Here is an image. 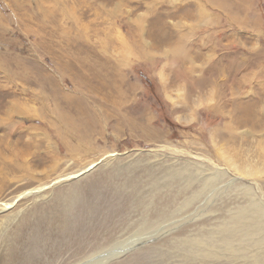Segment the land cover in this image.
I'll use <instances>...</instances> for the list:
<instances>
[{"label":"rangeland","instance_id":"374dc122","mask_svg":"<svg viewBox=\"0 0 264 264\" xmlns=\"http://www.w3.org/2000/svg\"><path fill=\"white\" fill-rule=\"evenodd\" d=\"M212 2L0 0V209L4 206L0 210V264L9 256L32 264H76L81 253L73 257L77 248L67 250L66 246H75L77 237L70 239L64 235L57 221L61 218L75 227L87 224L88 230H98L106 238L101 245L103 249L98 248L88 264L258 263L253 256L264 251V238H259L258 233L249 237L236 231L249 226L256 211L264 218V158L257 153L264 150V132L246 139L249 129L235 127L233 107L241 99L244 106L247 100L255 110L264 106L261 103L264 101V0H216V5ZM237 2L242 5L235 12ZM198 5L210 17H217L218 23L206 27L204 16L196 15ZM184 8L191 13H178ZM161 21L173 25L179 35L190 39L191 45L181 53L193 59V64H187L186 68H194V76L214 72L219 77V87L215 83L204 90L214 93L213 100L199 102L201 95L197 92L190 94L183 83H170L178 64L168 55L177 42L165 45L169 54L154 51L147 60L138 56L135 49L140 38L132 37L135 26L139 24L148 32ZM145 39L151 40L149 35ZM241 53L248 60L238 65ZM22 67L25 73H20ZM242 79L245 82L240 86ZM41 81L47 86L38 85ZM227 81L229 89L225 87ZM59 88L66 94L79 96L86 108L96 114L97 123L108 118L104 111L112 113L113 105L118 104L122 123L115 128L119 117L113 113L104 127L100 125L90 132L88 153L70 155L43 119L53 109V101L46 99L44 104L43 99H35L42 97V91L49 95V91ZM107 96L112 97V104ZM219 98L225 100V105L221 102L222 112L211 109ZM62 100L61 110H68L76 119L75 108H69ZM15 107L26 109L20 114V126L12 123ZM19 140L32 141L34 147L26 151L23 143H17ZM14 161L23 167L11 168L9 164ZM239 166L244 171H238ZM255 167L260 169L259 174L249 177L246 173ZM236 176L242 179L232 182ZM166 187L173 189L175 195L181 187L184 196L177 195L172 205L164 197L168 192ZM128 197L136 198L133 210L126 211L129 214L115 212L108 217V209L115 206L119 210ZM138 198L143 202L139 207ZM161 204L168 209L165 214L160 211L156 214ZM241 213L247 214L245 224L243 229L241 226L237 229L242 224L238 223ZM147 219L155 222H146ZM120 220H128L122 225L124 228L131 224L127 231L119 229ZM91 233L89 230L88 237H84L86 241L83 240V249L88 251L94 245L86 243L92 241ZM226 234L233 237L231 244L218 242ZM44 236H49L48 243ZM178 236H187L189 240L186 237V241H174ZM210 238H214L213 242ZM260 239L263 244L258 243ZM63 242H68L65 253L52 259V252ZM34 249L41 257L33 261L29 257ZM208 249H214V253ZM208 252L219 259L208 256ZM229 258L234 262L230 263Z\"/></svg>","mask_w":264,"mask_h":264},{"label":"bare ground","instance_id":"6f19581e","mask_svg":"<svg viewBox=\"0 0 264 264\" xmlns=\"http://www.w3.org/2000/svg\"><path fill=\"white\" fill-rule=\"evenodd\" d=\"M213 2V4L214 5H216V3H215V1L216 0H212ZM239 5V6H238ZM242 4L240 3V2H237V7H234L235 8V12H237L238 11V9L240 8V6H241ZM221 6H223V5H221ZM226 8V7H225ZM196 9L198 10L197 11V13H196V15L198 14V16H204V18H205V20H206V23H207V25H205L206 27H208V26H210L213 22H215V23H218L217 22V17H215V18H213V17H210L209 15L210 14H206V12H204L203 11V9H202V6L201 5H198L197 7H196ZM240 10V9H239ZM220 11V10H219ZM178 13H181V14H185V15H189L188 13H191V12H189V9H187V8H184L183 10H180V11H178ZM191 15V14H190ZM184 16V15H183ZM189 17V16H188ZM129 19V18H128ZM20 20V19H19ZM17 21V20H16ZM20 22V21H19ZM25 24V22H23L22 23V25H24ZM136 28H135V30H134V34H132L133 36V38H140V43H138L139 45H137L136 47V49H135V51H137V54H138V56L140 57V58H142V59H146L147 60V58L148 57H150L151 56V54L152 53H154V51H160V52H165L166 54H169L168 52H166L167 50L165 49V45L168 43V44H175L176 42V46L174 47V49H172L171 50V54L170 55H168V58L169 59H171V61L172 62H176L177 64H178V67L176 68V69H174L173 70V72H174V75H173V77L171 78V79H169V81H170V83L171 84H177L178 82L179 83H183L184 85H185V87L187 88V92L188 93H193V94H195L194 92H197L198 94H200L199 96L201 97V98H199V102H207V101H209V100H213V97H214V93L213 92H209V91H204L208 86H213V84L214 85H216L217 84V80H218V78L219 77H216L215 76V74H214V72L212 73V72H208V73H205L203 76H194V74H195V69L193 68H186V65L187 64H193V59L190 57V56H187L185 53V55L186 56H182V54L183 53H181L182 52V50L183 49H185V48H187L189 45H191L190 43H189V40L190 39H187L184 35H179L178 34V32L173 28V25L172 26H169V25H166V24H164V23H162V21L161 22H159V23H156V25L154 24V26H153V28L152 29H150L148 32H147V30H145L143 27H141L139 24H137V26H135ZM34 28V27H33ZM26 29H29V28H26ZM35 30V29H34ZM207 30V29H206ZM37 31V30H36ZM195 33V32H194ZM184 34V33H183ZM147 35H149L150 36V39L152 40H149V39H145V37L147 36ZM117 36V35H116ZM111 38H113V36L111 37ZM176 38V39H175ZM114 40V39H113ZM116 40V39H115ZM68 41V40H67ZM86 41V40H85ZM173 41H175V42H173ZM207 41H208V39H207ZM108 42V41H107ZM213 42V41H212ZM66 43V42H65ZM62 49V48H61ZM55 50V49H54ZM53 50V51H54ZM57 50V49H56ZM116 50V49H115ZM48 51H49V53H50V48L48 49ZM51 53H53V52H51ZM61 53V52H60ZM244 54V53H243ZM63 55V54H62ZM195 55V54H194ZM198 55V54H197ZM64 56V55H63ZM197 57V56H196ZM195 57V58H196ZM198 57H200V56H198ZM241 60H240V63L238 64V65H240L241 63H243V62H246L248 59L246 58V55H242V53H241ZM126 59V58H125ZM206 59V58H205ZM204 59V60H205ZM251 59V58H250ZM145 60V61H146ZM196 60V59H195ZM123 62V61H122ZM206 62H207V60H206ZM19 63H21V62H19ZM19 63H18V67H19ZM22 64V63H21ZM118 64V63H117ZM244 64H246V63H244ZM244 64H242V65H244ZM241 65V66H242ZM198 66V65H197ZM198 67H200V66H198ZM201 67H203V66H201ZM240 67V66H239ZM8 68V67H7ZM104 68V67H103ZM106 68H108V67H106ZM228 68V67H227ZM247 68V67H246ZM168 69V68H167ZM233 69V68H232ZM241 69V68H240ZM242 69H244V68H242ZM9 70V69H8ZM169 70V69H168ZM236 71H237V69H235ZM6 71V70H5ZM19 71H20V73H25L26 71H25V68L24 67H22V68H19ZM40 71V70H39ZM81 71V70H80ZM98 71V70H97ZM202 71V70H201ZM211 71V70H210ZM216 71V70H215ZM255 71V70H254ZM8 72V71H7ZM18 72V71H17ZM38 72V71H37ZM116 72V71H115ZM199 72H200V70H199ZM264 72V71H263ZM39 73V72H38ZM118 73V72H117ZM169 73V72H168ZM217 73V72H216ZM224 73V72H223ZM240 73V72H239ZM16 74V73H15ZM101 74V73H100ZM221 74H222V72H221ZM259 74V73H258ZM81 75V74H80ZM103 75V74H102ZM198 75V74H197ZM217 75H219V73L217 74ZM224 75V74H223ZM251 75V74H250ZM34 80H35V82H37V80L34 78ZM85 80V79H84ZM107 80V79H106ZM246 80H248V79H246ZM249 81H250V79H249ZM222 82V81H221ZM229 81H227L226 83H225V87L226 88H228V87H231V86H229L230 84L228 83ZM245 81L242 79V80H240L239 81V85L241 86V85H243V83H244ZM48 83H49V81H48ZM216 83V84H215ZM44 85L45 83L44 82H39L38 83V85ZM261 84V83H260ZM46 85V84H45ZM47 86V85H46ZM83 86V85H82ZM220 86V84H217V86H216V88L217 87H219ZM1 87V86H0ZM211 88V87H210ZM241 88V87H240ZM262 88V87H261ZM264 88V87H263ZM222 88H220V90H221ZM229 89V88H228ZM44 90V89H43ZM46 91H48V90H46ZM224 91V90H223ZM234 91V90H233ZM256 91V90H255ZM259 91V90H258ZM50 92V94L48 95V94H46L45 92H43L42 91V97H36L35 99L36 100H39V99H43L44 101H42V102H44V104H45V100L47 99V100H51V101H53V104H52V106H53V109L50 111V110H48L47 111V114H44L45 116H44V120L47 122H45L46 124H47V128L50 130V133L51 134H53L59 141H60V145L61 146H63L64 147V149H66V151H67V153H69L70 155H75L76 156V154H78L79 152L81 153V152H86V153H88L87 151H86V146H87V144H88V141H89V139H90V136H91V131H94L96 128H98L100 125L102 126V127H104V125H106L107 124V122L110 120V117L109 116H112V114L113 113H117V115H116V113H115V115H116V117L118 116L119 118H118V120H116V126H115V128L117 129V125H119V124H121L122 123V121H123V116L121 115V113H118L117 112V110H118V104H114L113 105V111H111L112 113H109V110H106V111H104V114H106V115H109L108 116V118L106 119V120H103V121H101V122H99V123H97L96 122V114L95 113H93L94 111H91L89 108L87 109L86 108V106L81 102V100L79 99V96H72L71 94H66V93H64L63 91H62V89L61 88H59L58 90H52V91H49ZM222 93V92H221ZM260 93V92H259ZM189 94V95H190ZM192 94V95H193ZM223 94V93H222ZM106 95V94H105ZM224 96H228V95H226V93H224L223 94ZM33 96V95H32ZM186 97V96H185ZM191 97V96H190ZM219 97V96H218ZM193 98V97H192ZM221 98V97H220ZM218 99V101L216 102V104H214V106L213 107H211V109L212 110H215L216 112H222L223 110V106H222V104H221V102L225 105V100L224 101H221V100H223V99ZM65 100V101H63V100ZM195 99V98H194ZM21 100V99H20ZM60 100H62L63 101V103H66L67 105H68V107L69 108H75V110H76V114H77V118L76 119H74V118H72V116H71V114H69V111L67 110V111H63V110H61L62 109V107H60ZM107 100H111L112 102H111V104L114 102L113 101V99H112V97L111 96H107ZM185 100L187 101V99L185 98ZM198 100V99H197ZM249 100V99H248ZM256 100H257V98H256ZM67 101V102H66ZM254 101V100H253ZM16 102H17V100H16ZM193 102V101H192ZM21 103V102H20ZM19 103V104H20ZM23 103V102H22ZM186 103V102H185ZM188 103H189V101H188ZM187 103V104H188ZM226 103H228V101H226ZM256 103V102H255ZM263 105H264V101L262 100V102H261ZM17 104V103H16ZM183 104V103H182ZM181 104V105H182ZM229 104V103H228ZM257 104V103H256ZM62 105V104H61ZM43 106V105H42ZM112 106V105H111ZM184 107V106H183ZM229 107H231V106H229ZM21 108V107H20ZM234 109V117H233V121L235 122L234 124H235V127L236 128H241V127H247L248 129H249V132L247 133V135L248 136H246V139H248L249 138V136H251V137H253V134H259V133H263L264 132V115L262 114L263 112L262 111H264V106H260V108H259V110L257 109V110H255V109H253L254 107L252 106V105H249V103H248V101L246 100V105L244 106V104H243V99H241V100H239V101H236V103H235V107H233ZM22 109H23V107H22ZM42 109H44V110H46L45 108H42ZM41 109V110H42ZM181 109H183V108H181ZM230 109V108H229ZM25 110L26 109H24V110H19V108H17V107H15L14 108V116H12V123L14 124H19L20 123V114L21 113H23V112H25ZM19 111V112H18ZM40 111V110H39ZM230 111H232V110H230ZM56 113V114H55ZM15 114H17L18 116L17 117H15ZM119 114H120V116H119ZM260 114H262L261 116H260ZM39 115V114H38ZM227 118V117H226ZM24 123V122H23ZM228 123H230V122H228ZM21 125V123L19 124V126ZM24 125V124H23ZM22 125V126H23ZM21 126V127H22ZM230 128V127H229ZM246 128V129H247ZM93 129V130H92ZM51 130H53V133L51 132ZM260 131V132H259ZM247 132V131H246ZM245 132V133H246ZM12 133H13V131H12ZM11 133V134H12ZM18 133V132H17ZM17 133H15L14 135H18ZM19 133H20V131H19ZM230 133V132H229ZM245 133H243V134H245ZM264 134V133H263ZM25 135V134H24ZM222 135V134H221ZM262 135V134H261ZM230 136V135H229ZM242 136V135H241ZM255 136V135H254ZM262 136H264V135H262ZM23 138H24V136H23ZM231 138V137H230ZM245 138V137H244ZM252 139V138H251ZM35 140V139H34ZM236 140H238V139H236ZM8 141V140H7ZM31 142L32 141H30V143L29 142H27L26 140L25 141H23V140H19V141H17V143L18 144H21V143H23L24 144V149L26 150V151H28L29 149H32V147L31 146H33V142H32V144H31ZM259 142H261V141H259ZM262 142H264V140L262 141ZM7 144V143H6ZM37 145V144H36ZM34 147V146H33ZM15 148H16V146H15ZM38 148V147H37ZM41 148V147H40ZM48 148L50 149V147L48 146ZM35 149V148H34ZM42 150V149H41ZM54 150V149H53ZM259 151H260V149H259ZM43 152V151H42ZM28 153V152H27ZM46 153V152H45ZM257 153H259V156L261 157V159L263 160V158H264V150H261L260 152H257ZM4 154V153H3ZM47 155V154H46ZM3 157V156H2ZM109 157V156H108ZM108 157H106V158H108ZM32 158V157H31ZM35 158V157H34ZM236 158V157H235ZM17 159V158H16ZM105 160V159H104ZM107 160V159H106ZM223 160V159H222ZM235 160V159H234ZM230 161V160H229ZM233 161V160H232ZM247 161V160H246ZM4 162V161H3ZM94 162V161H93ZM231 162V161H230ZM234 162V161H233ZM32 163V162H31ZM264 163V162H263ZM93 163H91V165H92ZM227 164V163H226ZM10 166H11V168H16V169H21V167H23V166H21V167H19V165L20 164H18L16 161H14L13 163H10L9 164ZM88 165H89V163H88ZM264 165V164H263ZM28 166V165H27ZM55 167V166H54ZM28 168V167H27ZM219 168V167H218ZM256 168V167H255ZM5 169V168H4ZM226 169V168H225ZM222 170V169H221ZM237 170L238 171H244L242 168H240V166L239 167H237ZM28 172V171H27ZM221 172V171H220ZM259 172H260V169H254V170H251V172L250 173H246L249 177H254V176H257L258 174H259ZM169 173H171V171H169ZM174 173V172H173ZM215 173V172H214ZM245 173V172H244ZM164 175V174H163ZM178 175V174H177ZM18 176V175H17ZM78 176H79V174H78ZM150 176V175H149ZM72 177V176H71ZM80 177V176H79ZM2 178V177H1ZM95 178V177H94ZM153 178V177H152ZM164 178H165V175H164ZM180 178V177H179ZM236 178L237 179H242V177H240L239 178V176H236L235 177V179H233V181L232 182H235V180H236ZM67 179V178H66ZM70 179V178H69ZM89 179V178H88ZM175 179V178H174ZM2 180V179H1ZM57 180V179H56ZM59 180H60V178H59ZM68 180V179H67ZM86 180V179H85ZM177 181L179 180V179H176ZM153 181V180H152ZM158 181V180H157ZM166 181V180H165ZM170 181H172V180H170ZM61 182V181H60ZM59 182V183H60ZM181 182V181H180ZM231 182V183H232ZM1 183V182H0ZM51 183V182H50ZM155 183H156V181H155ZM179 183V182H178ZM167 184V183H166ZM171 184V183H170ZM186 184V183H185ZM184 184V185H185ZM188 184V183H187ZM186 184V185H187ZM4 185V184H3ZM55 185V184H54ZM157 185V184H156ZM159 185V184H158ZM163 185V184H162ZM198 185V184H197ZM168 186H170V185H168ZM183 186V185H182ZM41 186H39V188H40ZM46 187V186H45ZM159 186H157V188H158ZM38 188V187H37ZM143 188V187H142ZM165 188V187H164ZM170 188H171V186H170ZM169 188V189H170ZM179 188V187H178ZM177 188V189H178ZM151 189V188H150ZM159 189H160V187H159ZM162 189V188H161ZM168 188L166 187V190H167ZM168 189V192H167V194H165V198H167V200H168V202H171L172 201V205L174 204V202H176L177 200H176V196L177 195H183V189L180 187V190H178V191H176L177 192V195H175V193L174 192H172V190L170 189L169 190ZM185 189V188H184ZM190 189V188H189ZM43 190V189H42ZM142 190V189H141ZM154 190V189H153ZM191 190V189H190ZM31 191V190H30ZM143 191V190H142ZM1 192V191H0ZM68 192V191H67ZM141 192V191H140ZM154 193H155V191H153ZM28 193V192H27ZM30 193V192H29ZM38 193V192H37ZM43 193V192H42ZM157 193V192H156ZM161 193V192H160ZM3 194V193H2ZM65 194V193H64ZM150 195V194H149ZM155 195V194H154ZM153 195V196H154ZM174 195V196H173ZM201 195V194H200ZM199 195V196H200ZM264 195V194H263ZM145 196V195H144ZM184 196V195H183ZM22 197V196H21ZM64 197V196H63ZM69 197V196H68ZM135 197V196H134ZM147 197V196H146ZM228 197V196H227ZM59 198V197H58ZM61 198V197H60ZM64 198H66V197H64ZM63 198V199H64ZM70 199H72L71 197H69ZM68 198V199H69ZM190 198H192V197H190ZM67 199V198H66ZM159 199V198H158ZM157 199V200H158ZM56 200V199H55ZM156 200V199H155ZM176 200V201H175ZM179 200V199H178ZM125 201V200H124ZM188 201V200H187ZM52 202V201H51ZM57 202L59 203V201L57 200ZM69 202V201H68ZM118 202V201H117ZM116 202V203H117ZM121 202V201H120ZM135 202H136V198H133V197H128L127 199H126V203H122L123 204V206L121 207L120 206V209L119 210H116V207L114 206V207H110L112 210V212H110V208L108 209L109 211V214H108V217H110V215H114V213L115 214H119V212L121 211V212H123V211H125V213H126V211H132L133 210V205L135 204ZM158 202H159V200H158ZM183 202V201H182ZM185 202V201H184ZM200 202V201H199ZM233 202V201H232ZM234 202H235V200H234ZM143 202H141L140 203V199L138 198V201H137V205H138V207H139V205H141ZM187 203V202H186ZM66 203H64V205H65ZM72 204V203H71ZM149 204V203H148ZM177 204V203H176ZM188 204V203H187ZM5 205V204H4ZM6 205H8V204H6ZM49 205V204H48ZM56 205H58V204H56ZM162 205V204H161ZM160 205V206H161ZM9 206V205H8ZM113 206V205H112ZM150 206V205H149ZM179 206V205H178ZM43 207V206H42ZM51 207V206H50ZM59 207V206H58ZM62 207V206H61ZM67 207V206H66ZM133 207V208H132ZM167 207V205H162L161 207H159V209L157 210V211H155L156 212V214L160 211V213H166V211H167V209L168 208H166ZM175 208H176V206H174ZM180 207V206H179ZM3 208H4V206H3ZM3 208H1V209H3ZM45 208V210H46V207H44ZM48 208H49V206H48ZM47 208V209H48ZM55 208V207H54ZM102 208V207H101ZM149 208V207H148ZM154 208V207H153ZM173 208V207H172ZM178 208V207H177ZM0 209V210H1ZM50 209V208H49ZM48 209V210H49ZM70 209V208H69ZM118 209V208H117ZM169 209H170V206H169ZM219 209V208H218ZM51 210V209H50ZM56 210H57V208H56ZM63 210V209H62ZM101 210H105L104 208L103 209H101ZM183 210V209H182ZM3 211V210H2ZM8 211V210H7ZM52 211H54V210H52ZM179 211V210H178ZM237 211V210H236ZM49 212V211H48ZM58 212V211H57ZM63 212V211H62ZM74 212V211H73ZM107 212V211H106ZM105 212V213H106ZM241 212V211H240ZM56 213V212H55ZM60 213V212H59ZM124 213V212H123ZM128 213V212H127ZM126 213V214H127ZM181 213V212H180ZM42 214V213H41ZM47 214V213H46ZM82 214V213H81ZM87 214V213H86ZM129 214V213H128ZM176 214H177V212H176ZM247 214H249V212H247ZM247 214H245V213H241L240 214V216L238 217L239 218V220H238V223H239V221H240V223H242V224H240V225H238L239 226V228H237V229H240L241 227H242V229L244 228V224H245V220H244V218H245V216L247 215ZM39 215H40V212H39ZM44 215V214H43ZM124 215V214H123ZM144 215V214H143ZM146 215V214H145ZM168 215H169V213H168ZM167 215V216H168ZM42 216V215H41ZM82 216V215H81ZM87 216V215H86ZM89 216H91V215H89ZM106 216V215H105ZM121 216V215H120ZM125 216V215H124ZM156 216V215H155ZM166 216V217H167ZM174 216H175V214H174ZM174 216H173V219H174ZM254 217L252 218V220H251V224L249 225V226H246L241 232H239L238 230L236 231V232H238L239 233V235H244V232H245V234H250V235H255L256 233H258V234H260V235H258L259 236V238H261V237H263L264 238V218L262 217V215L261 216H259V214H258V212L256 211L255 212V215H253ZM258 216H259V218H258ZM48 217V216H47ZM88 217V216H87ZM92 217V216H91ZM130 217V216H129ZM169 217H171V216H169ZM249 217V216H248ZM43 218H45V217H43ZM83 218V217H82ZM81 218V219H82ZM111 218V217H110ZM118 218V217H117ZM128 218V217H127ZM75 219V218H74ZM79 220H80V217L78 218ZM87 219V218H86ZM90 219V218H89ZM113 219V218H112ZM161 219H163V218H161ZM172 219V220H173ZM250 219V218H249ZM53 220V219H52ZM55 220V219H54ZM118 220V219H117ZM169 220V219H168ZM171 220V221H172ZM41 221V220H40ZM48 221V220H47ZM50 221V220H49ZM57 221L59 222V226H60V228H61V230H63V232H64V235H66L68 238H70V237H73V239H74V237L76 238L77 237V239H76V241H75V246H70V245H68V246H66V248H68L67 250H69V249H71L72 247H76L77 248V251L76 250H73L74 252H76V253H74L73 254V257H76L77 256V254H79V253H81V257H79L78 258V260H77V262H76V264L78 263V264H81L82 262H83V264L85 263V264H88L89 262V260L90 259H92V257L95 255V252H97L98 253V251H96L98 248L99 249H101V245L105 242V239L103 238V237H101L102 236V234H100V233H98V230H94V229H90L89 228V230H91V235H93V238H92V241H87L86 243H87V245L88 246H91L92 244H94V245H98V247H96V246H92V248L88 251L87 250V248H85V249H83L84 248V244H83V242L84 241H86V240H84V237H86L87 235H88V232H89V230H88V228H87V224H85L84 225V223H81V225H77L76 227L75 226H71V225H68L67 224V222H65L64 221V219H57ZM146 222H152V220H149V219H147V220H145ZM41 222H43V219H42V221ZM52 222V221H51ZM90 222V221H89ZM120 222L122 223L120 226H119V229H123L124 231H127V228L131 225V224H128V227H123L122 225H124V224H127L128 223V220H123V222H122V220H120ZM120 222L119 223H115V227H118V225L120 224ZM155 222V221H154ZM154 222H152V223H154ZM178 222V221H177ZM49 223V222H48ZM53 223V222H52ZM20 224V223H19ZM39 224V223H38ZM46 224V223H45ZM106 223H104V225H105ZM117 224V225H116ZM139 224H141V223H139ZM233 225H234V222L232 223ZM91 225H93V224H91ZM102 225V224H101ZM253 225V226H252ZM17 226H19V225H17ZM41 226V225H40ZM113 226H114V223H113ZM241 226V227H240ZM20 227V226H19ZM102 227V226H101ZM100 227V228H101ZM106 227V226H105ZM135 227V226H134ZM133 227V228H134ZM164 227V226H163ZM113 228V227H112ZM167 228V227H166ZM169 228H171V227H169ZM201 228V227H200ZM233 228H235V227H233ZM50 229V228H49ZM109 228H107V230H108ZM101 230V229H100ZM99 230V231H100ZM136 230V229H135ZM150 230H151V228H150ZM35 231V230H34ZM38 231V230H37ZM57 231V230H56ZM192 231V230H191ZM190 231V232H191ZM203 231V230H202ZM234 231V230H233ZM41 232V231H40ZM42 232H43V230H42ZM42 232H41V234H42ZM109 232V231H108ZM107 232V233H108ZM115 232V231H114ZM119 232V231H118ZM133 232H134V230H133ZM186 232V231H185ZM185 232H184V234H185ZM52 233V232H51ZM120 233H121V231H120ZM122 233H123V231H122ZM135 233V232H134ZM161 233V232H160ZM188 233V232H187ZM229 233V232H228ZM34 234H35V232H34ZM41 234H39V235H41ZM44 234V233H43ZM49 234V233H48ZM47 234V235H48ZM177 234V233H176ZM201 234V233H200ZM38 235V234H37ZM130 235V234H129ZM147 235V234H146ZM179 235V234H178ZM222 235V234H221ZM250 235H249V237H250ZM31 236V235H30ZM184 236V235H183ZM196 236L198 237V235L196 234ZM5 237V236H4ZM47 237H49V236H47ZM47 237L45 238V236H44V241L46 242V243H48V240H47ZM58 237V236H57ZM62 237V236H61ZM88 237V236H87ZM179 237V236H178ZM187 236H185V237H179L178 239L177 238H175V240L174 241H176L177 240V242L178 241H183L185 238H186ZM190 237V236H189ZM193 237V236H192ZM200 237V236H199ZM207 237H209V236H206V238ZM244 237V236H243ZM33 238H36V240L35 241H37L38 239H37V237H33ZM39 238V237H38ZM120 238V237H119ZM142 237H140V239H141ZM188 238V237H187ZM39 239H41V237L39 238ZM50 241L52 240V238H48ZM61 239V238H60ZM70 239H72V238H70ZM125 239V238H124ZM191 239V238H190ZM193 239H196V238H193ZM211 239V242H213L212 241V239H214V238H210ZM216 239V238H215ZM32 240V239H31ZM65 240V239H64ZM63 240V241H64ZM84 240V241H83ZM117 240V239H116ZM148 240V239H147ZM188 240H189V238H188ZM232 240H233V237L230 235V234H226V235H223V237H221L219 240H218V242L220 241H222V242H224V243H227V244H231L230 242H232ZM34 241V242H35ZM40 241V240H39ZM43 241V240H42ZM56 241H57V239H56ZM59 241V240H58ZM113 241V240H112ZM123 241V240H122ZM121 241V242H122ZM149 241V240H148ZM162 241V240H161ZM185 241H186V239H185ZM195 241V240H194ZM215 241V240H214ZM217 241V240H216ZM38 242V241H37ZM41 242V241H40ZM68 242H70L71 243V241H69V239H68ZM68 242H63V244H62V246H58V247H56L55 248V251L54 252H52L53 254H51V258L52 259H56V258H60V255L63 253V251H65V245L66 244H68ZM107 242H108V240H107ZM155 242V241H154ZM168 242V241H167ZM173 242V241H172ZM196 242V241H195ZM202 242V241H201ZM23 243V242H22ZM29 243V242H28ZM53 243V242H52ZM85 243V244H86ZM111 243V242H110ZM148 243V242H147ZM149 243H150V241H149ZM161 243V242H160ZM171 243V242H170ZM187 243V242H186ZM192 243V242H191ZM258 243L259 244H263V240L262 239H260L259 241H258ZM31 244H33V242H31L30 243V245ZM50 244H51V242H50ZM106 244V243H105ZM130 244H133V243H130ZM172 244V243H171ZM175 244H176V242H175ZM184 243H182V245H183ZM18 245H19V242H18ZM21 245V244H20ZM27 245V244H26ZM29 245V244H28ZM160 245V244H159ZM186 245V244H185ZM190 245V244H189ZM195 245V244H194ZM24 246V245H23ZM111 246V245H110ZM114 246H116L115 244H114ZM114 246H111V247H114ZM119 246V245H118ZM137 246V245H136ZM153 246V245H152ZM161 246V245H160ZM173 246V245H172ZM191 246V245H190ZM198 246V245H197ZM204 246H205V244H204ZM12 247V246H11ZM10 247V248H11ZM24 247H26V246H24ZM31 247V246H30ZM124 247V246H123ZM126 247V246H125ZM174 247H175V245H174ZM201 247V246H200ZM202 247H203V245H202ZM214 247H216L215 245H214ZM27 248V247H26ZM29 248V247H28ZM37 248V247H36ZM115 248V247H114ZM129 248V247H128ZM165 248H166V246H165ZM171 248V247H170ZM183 248V247H182ZM199 248V247H198ZM205 248V247H204ZM12 249V248H11ZM32 249V248H31ZM38 249V248H37ZM37 249H34L33 251V254L29 257V258H32L33 259V261L35 260V259H37V258H39V257H41V255H40V253H37ZM64 249V250H63ZM73 249H75V248H73ZM78 249H80V252L78 251ZM103 249V248H102ZM101 249V250H102ZM113 249V248H112ZM118 249V248H117ZM175 249V248H174ZM178 249V248H177ZM177 249H176V251H177ZM191 249H192V247H191ZM4 250H7V249H4ZM26 250H28V249H26ZM114 250V249H113ZM173 250V249H172ZM185 250V249H184ZM204 250V249H203ZM209 250V252H213L214 251V249H208ZM234 250V249H233ZM263 250V249H262ZM12 251V250H11ZM25 251V250H24ZM24 251H22V252H24ZM36 251V252H35ZM39 251H40V249H39ZM51 251V250H50ZM88 251V252H87ZM115 251V250H114ZM156 251V250H155ZM158 251L160 252V250H157V253H158ZM175 251V252H176ZM206 251V250H205ZM14 252V251H13ZM13 252H11V254L13 253ZM27 252H29V250L27 251ZM32 252V251H31ZM106 252H107V250H106ZM109 252V251H108ZM118 252V251H117ZM174 252V251H173ZM206 253L208 256H211V257H214V258H218V256L217 255H213L212 253ZM262 252V251H261ZM5 253H7V252H5ZM65 253V252H64ZM63 253V254H64ZM114 253V252H113ZM123 253V252H122ZM188 253V252H187ZM214 253V252H213ZM216 253H219V252H216ZM10 254V253H9ZM18 254V253H17ZM20 254V253H19ZM30 254V253H29ZM67 254V253H66ZM160 254V253H159ZM168 254L170 255V249H169V252H168ZM167 254V255H168ZM178 254V253H177ZM177 254H175V255H177ZM191 254V253H190ZM194 254V253H193ZM192 254V255H193ZM260 254V255H259ZM259 254H257L256 255V257H254L253 256V258H256L257 260H258V263L257 264H264V251L262 252V253H259ZM21 255H23V254H21ZM28 255V254H27ZM150 255V254H149ZM166 255V254H165ZM168 255V256H169ZM7 256V255H6ZM15 256V255H14ZM20 256V255H19ZM39 256V257H38ZM46 256V255H45ZM64 256V255H63ZM104 256H107V254L106 255H104ZM104 256H102V257H104ZM157 256V255H156ZM162 256V255H161ZM172 256V255H171ZM196 256V255H195ZM3 257H5L4 255H3ZM3 257H2V259H3ZM10 257V256H9ZM9 257H6V258H4V263L3 264H32V262H27V263H25V261H23V259L22 260H15V259H13L12 257L11 258H9ZM18 257V256H17ZM21 257V256H20ZM24 257V256H23ZM22 257V258H23ZM72 257V258H73ZM182 257V256H181ZM189 258L191 257L190 255L188 256ZM188 257H187V259H188ZM258 257H259V259H258ZM100 257H98V258H96L97 259V261H98V259H99ZM133 258H135V257H133ZM175 258V257H174ZM184 258V257H183ZM193 258H194V255H193ZM21 259V258H20ZM27 259H28V256H27ZM95 259V260H96ZM145 259V258H144ZM167 259V258H166ZM171 259H173V257L171 258ZM178 259V258H177ZM187 259H186V261H187ZM219 259V258H218ZM217 259V260H218ZM256 259H253V260H256ZM106 260H107V258H106ZM155 260V259H154ZM28 261V260H27ZM37 261V260H36ZM118 261V260H117ZM185 261V262H186ZM229 261H230V263L231 262H234V260H232L231 258H229ZM87 262V263H86ZM36 263H38V262H36ZM40 263V262H39ZM73 263V262H72ZM211 263H213V262H211ZM42 264V263H41ZM53 264H55V263H53ZM71 264V263H70ZM99 264V263H98ZM117 264V263H116ZM143 264H145V263H143ZM183 264V263H182ZM186 264V263H185ZM218 264H219V262H218Z\"/></svg>","mask_w":264,"mask_h":264}]
</instances>
